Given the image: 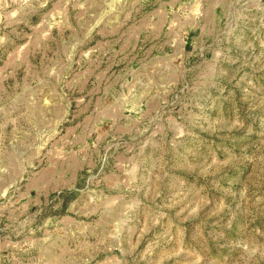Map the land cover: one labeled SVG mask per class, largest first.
<instances>
[{
  "label": "rangeland",
  "instance_id": "374dc122",
  "mask_svg": "<svg viewBox=\"0 0 264 264\" xmlns=\"http://www.w3.org/2000/svg\"><path fill=\"white\" fill-rule=\"evenodd\" d=\"M0 264H264V0H0Z\"/></svg>",
  "mask_w": 264,
  "mask_h": 264
}]
</instances>
